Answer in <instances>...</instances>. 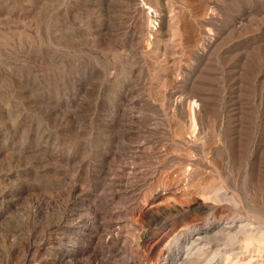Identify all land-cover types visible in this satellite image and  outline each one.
I'll list each match as a JSON object with an SVG mask.
<instances>
[{
  "label": "rangeland",
  "instance_id": "obj_1",
  "mask_svg": "<svg viewBox=\"0 0 264 264\" xmlns=\"http://www.w3.org/2000/svg\"><path fill=\"white\" fill-rule=\"evenodd\" d=\"M167 260L264 264V0H0V264Z\"/></svg>",
  "mask_w": 264,
  "mask_h": 264
},
{
  "label": "bare ground",
  "instance_id": "obj_2",
  "mask_svg": "<svg viewBox=\"0 0 264 264\" xmlns=\"http://www.w3.org/2000/svg\"><path fill=\"white\" fill-rule=\"evenodd\" d=\"M191 107V106H190ZM193 122V121H192ZM205 233V232H204ZM238 235L239 234H237V238H238ZM207 237V236H206ZM208 239V238H207ZM236 240V239H235ZM205 242H206V240H205ZM210 242V241H209ZM208 243V242H207ZM208 245V244H207ZM215 252V251H214ZM218 252H219V249H218ZM214 254H216V252L214 253ZM214 257V256H213ZM166 264H172L171 262H170V260H167V262H166Z\"/></svg>",
  "mask_w": 264,
  "mask_h": 264
}]
</instances>
